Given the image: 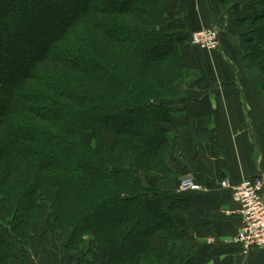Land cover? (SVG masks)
Returning a JSON list of instances; mask_svg holds the SVG:
<instances>
[{
    "label": "trees",
    "instance_id": "16d2710c",
    "mask_svg": "<svg viewBox=\"0 0 264 264\" xmlns=\"http://www.w3.org/2000/svg\"><path fill=\"white\" fill-rule=\"evenodd\" d=\"M168 1L0 0V264L24 259L44 217L77 264H192L170 256L185 199L146 179L176 177L169 101L189 79ZM232 1L264 95V0Z\"/></svg>",
    "mask_w": 264,
    "mask_h": 264
},
{
    "label": "crops",
    "instance_id": "0c3cea01",
    "mask_svg": "<svg viewBox=\"0 0 264 264\" xmlns=\"http://www.w3.org/2000/svg\"><path fill=\"white\" fill-rule=\"evenodd\" d=\"M234 2L249 9L240 0ZM167 7L183 20L186 33L215 26L221 38L220 48L213 52L190 42L183 44L186 67L197 74L194 72L193 80L177 87L183 90L178 101H169L180 109L169 132L176 147L169 164L176 177L167 182H162L160 175L146 177L151 186L176 194L185 175L193 176L204 187L202 191L179 193L185 199L180 211L184 226L181 235L171 242L174 250L170 256L187 255L192 264H264V250L243 253L233 241L242 217L232 189L222 186L227 179L238 184L244 178L264 174L260 77L247 73L243 64V44L230 7L222 6L220 0H169ZM43 221L29 226L31 237L24 248V259L19 257L22 249L14 250L21 259L16 264H77L64 241L50 234L46 223L40 224ZM161 244L160 239L155 241L156 247ZM94 257L93 264L104 263L99 253Z\"/></svg>",
    "mask_w": 264,
    "mask_h": 264
},
{
    "label": "built area",
    "instance_id": "2783aa9c",
    "mask_svg": "<svg viewBox=\"0 0 264 264\" xmlns=\"http://www.w3.org/2000/svg\"><path fill=\"white\" fill-rule=\"evenodd\" d=\"M220 31L217 27H202L191 36V43L208 52L216 51L221 46ZM222 186L232 189L233 199L238 203L241 223L233 241L238 243L243 253L253 249L264 250V174L244 178L240 183L222 181ZM203 185L193 176L186 175L180 180L178 192L202 191Z\"/></svg>",
    "mask_w": 264,
    "mask_h": 264
},
{
    "label": "rangeland",
    "instance_id": "374dc122",
    "mask_svg": "<svg viewBox=\"0 0 264 264\" xmlns=\"http://www.w3.org/2000/svg\"><path fill=\"white\" fill-rule=\"evenodd\" d=\"M226 1H229V0H226ZM227 3H229V2H227ZM232 3H233V1L232 2H230L229 4H228V6L227 7H230L231 5H232ZM237 4V3H236ZM231 13H232V16L234 17V14H235V11H234V9H233V11L231 10ZM193 33H194V31H193ZM192 34V33H191ZM191 34H189L190 36H192ZM191 38V37H190ZM191 41V40H190ZM189 41V42H190ZM188 42V41H187ZM191 43V42H190ZM244 65H245V63H243ZM186 65V64H185ZM246 67V66H245ZM194 70V69H193ZM194 72L197 74V71L196 70H194ZM194 72L193 71H188V74H189V79H184V80H182L181 81V83H182V85H183V83H188L189 81H191V80H193L194 79ZM113 125H119L118 123H115V122H113L112 123ZM186 176V175H185ZM181 180V179H180ZM177 188H179V186L177 187ZM177 190V189H176ZM114 215L113 216H115V215H120L121 214V212H120V210H119V208H115L114 209V211L112 212ZM149 216L147 215V214H142V217L141 218H148ZM44 220L45 221H43V222H41L40 224H44V223H46V217H44ZM138 231H140V226L138 225L137 226V228L136 229H132L131 230V232H132V235L133 236H135V237H138V235H139V232ZM31 234H33V233H31ZM128 246H130V244L128 243Z\"/></svg>",
    "mask_w": 264,
    "mask_h": 264
}]
</instances>
